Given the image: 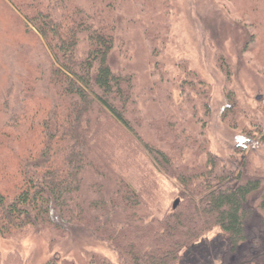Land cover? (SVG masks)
<instances>
[{
  "label": "trees",
  "instance_id": "trees-1",
  "mask_svg": "<svg viewBox=\"0 0 264 264\" xmlns=\"http://www.w3.org/2000/svg\"><path fill=\"white\" fill-rule=\"evenodd\" d=\"M8 2L14 10L0 1V19L13 21L28 37L34 30L20 18L30 22L54 61L48 71L33 68V78L22 79L20 104L11 105L10 93L2 104L0 236L39 231L66 236L76 228L110 243L122 264H179L186 250L219 228L229 244L220 264H264V171L247 160L242 168L235 161L229 168L213 155L208 169L191 171L179 163L185 168L177 177L185 190L182 201L164 218L149 220L140 195L111 171L93 141L102 126L98 115H112L132 131L137 124L132 79L108 63L114 42L104 17L85 15L71 0ZM22 45L19 61L25 64ZM0 61L1 70V56ZM39 81L46 96L39 95ZM174 127H159L158 147L142 141L175 176L170 142L180 157L198 147L177 137ZM6 182L11 188L3 187ZM0 264L10 263L0 259ZM92 264L114 263L93 256Z\"/></svg>",
  "mask_w": 264,
  "mask_h": 264
},
{
  "label": "rangeland",
  "instance_id": "rangeland-1",
  "mask_svg": "<svg viewBox=\"0 0 264 264\" xmlns=\"http://www.w3.org/2000/svg\"><path fill=\"white\" fill-rule=\"evenodd\" d=\"M0 1L14 10L8 0ZM71 4L87 16L104 17L114 42L108 63L114 72L132 79L134 131L112 115V119L98 115L102 131L93 141L111 171L140 195L149 220L164 218L182 201L185 190L178 178L185 168L180 164L191 171L208 169L213 155L229 168L234 161L242 168L247 160L252 169L264 171V0H71ZM20 19L34 30L32 36L13 21L5 24L0 19V92L5 91L0 96V126L6 94H11L12 106L20 104L22 79L33 78V68L48 71L54 61L46 41L30 22ZM22 44L25 64L19 61ZM42 85L39 81V95L46 96ZM162 126H175L177 137L190 138L198 147L180 157L170 142L167 150L177 166L176 177L142 141L158 147ZM1 180L0 176V185ZM10 184L3 187L11 188ZM63 236L49 231L0 236V259L10 264H92L97 256L122 264L110 243L82 229L71 228ZM228 250L227 236L217 228L186 250L179 264L207 260L220 264Z\"/></svg>",
  "mask_w": 264,
  "mask_h": 264
},
{
  "label": "crops",
  "instance_id": "crops-1",
  "mask_svg": "<svg viewBox=\"0 0 264 264\" xmlns=\"http://www.w3.org/2000/svg\"><path fill=\"white\" fill-rule=\"evenodd\" d=\"M221 237H222V236H221ZM221 239H222V238H221ZM221 239H219V240H221ZM213 247H214V245L212 244V245L210 246V248H211L210 252L213 251V249H214ZM209 259H210V258H209ZM206 264H208V260H207V263H206Z\"/></svg>",
  "mask_w": 264,
  "mask_h": 264
},
{
  "label": "water",
  "instance_id": "water-1",
  "mask_svg": "<svg viewBox=\"0 0 264 264\" xmlns=\"http://www.w3.org/2000/svg\"><path fill=\"white\" fill-rule=\"evenodd\" d=\"M177 204H178V201L174 204V208L177 206Z\"/></svg>",
  "mask_w": 264,
  "mask_h": 264
}]
</instances>
